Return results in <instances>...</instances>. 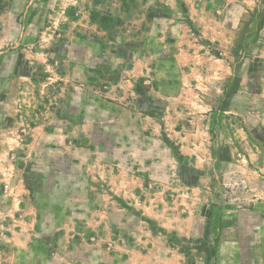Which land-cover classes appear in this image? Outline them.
Wrapping results in <instances>:
<instances>
[{"label": "rangeland", "instance_id": "1", "mask_svg": "<svg viewBox=\"0 0 264 264\" xmlns=\"http://www.w3.org/2000/svg\"><path fill=\"white\" fill-rule=\"evenodd\" d=\"M246 3L220 47L172 0H0V264H264ZM206 232L209 263L168 241Z\"/></svg>", "mask_w": 264, "mask_h": 264}, {"label": "crops", "instance_id": "2", "mask_svg": "<svg viewBox=\"0 0 264 264\" xmlns=\"http://www.w3.org/2000/svg\"><path fill=\"white\" fill-rule=\"evenodd\" d=\"M180 6H186L191 11L190 18L194 24L199 28L201 33L210 40L219 41L220 47H228L226 43L227 39L241 37V27L239 30L233 29V26L229 23L231 20V13L237 11L239 8V14L242 15V7L247 12V0H172ZM211 3L217 6L218 14L211 8ZM236 15V14H235ZM209 22V28L203 25V21ZM236 21V20H235ZM240 21V18H239ZM241 26V21H240ZM263 112V105L260 109V113ZM21 236V235H20ZM18 259V258H17ZM15 257V264L17 261Z\"/></svg>", "mask_w": 264, "mask_h": 264}, {"label": "trees", "instance_id": "3", "mask_svg": "<svg viewBox=\"0 0 264 264\" xmlns=\"http://www.w3.org/2000/svg\"><path fill=\"white\" fill-rule=\"evenodd\" d=\"M216 55L219 56V53L216 52ZM149 222H151V224L155 223L151 219H149ZM152 230L153 232H155L156 230L154 225L152 227ZM160 230L165 231V229H160ZM208 235H209L208 232H206L205 236L202 239L193 240L187 237L180 238L176 234H173V237L169 238L168 241L171 243V245L179 248V250L185 254V256L187 257V260L189 259L191 261H194L196 256H199V255L202 256V254H204L203 256L205 258V261L209 263L215 254V249L211 247V245H209ZM190 243H201V244L206 243L205 245H208V246H206L205 249H203V246L196 247L197 253H193L192 252L193 247L189 246Z\"/></svg>", "mask_w": 264, "mask_h": 264}, {"label": "built area", "instance_id": "4", "mask_svg": "<svg viewBox=\"0 0 264 264\" xmlns=\"http://www.w3.org/2000/svg\"><path fill=\"white\" fill-rule=\"evenodd\" d=\"M150 82V81H149Z\"/></svg>", "mask_w": 264, "mask_h": 264}]
</instances>
